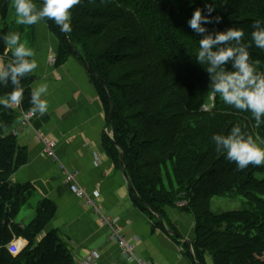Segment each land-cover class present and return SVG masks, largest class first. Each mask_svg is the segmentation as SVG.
I'll return each instance as SVG.
<instances>
[{"label": "trees", "instance_id": "trees-1", "mask_svg": "<svg viewBox=\"0 0 264 264\" xmlns=\"http://www.w3.org/2000/svg\"><path fill=\"white\" fill-rule=\"evenodd\" d=\"M11 2L0 0V35L9 31ZM205 2L215 8L212 17H221L205 27L242 29L243 43L251 40L252 23L264 20V0H80L70 10L66 34L54 21L42 22L59 41L56 64L72 56L86 63L108 119L113 105V137L104 147L119 168L124 153L134 204L164 219L165 208L183 203L195 221L197 264L207 258L213 264H264V166L238 170L211 140L238 124L264 146V125L255 127L251 113L224 104L211 91L206 65L195 60L200 37L187 20ZM248 51L264 71V51ZM11 58L0 40V59L7 65ZM20 83L23 108L31 109V74ZM11 91L10 83L0 85V97ZM17 118L12 107L0 106V264H77L55 232L37 242L54 215L49 203L26 226L16 220L30 196L26 186L11 181L26 162L17 138L8 134ZM214 198H242L243 208L214 213ZM17 238L28 245L14 256L9 247Z\"/></svg>", "mask_w": 264, "mask_h": 264}, {"label": "crops", "instance_id": "crops-1", "mask_svg": "<svg viewBox=\"0 0 264 264\" xmlns=\"http://www.w3.org/2000/svg\"><path fill=\"white\" fill-rule=\"evenodd\" d=\"M32 26H37V33L31 59L36 60L38 67L30 73V89L46 83L48 91L42 98L49 107L43 115L34 113L27 126L21 125L18 117L8 130V134L18 133V149L26 156V162L11 178L13 184L26 186L30 194L20 212L24 216L19 224H29L47 202L54 215L37 242L55 232L77 263L91 251H97L99 264H138L125 257L100 217L76 197L65 181L60 163L76 173L80 186L95 199L101 213L117 223L122 236L134 244L139 258L153 264H197L191 247L195 229L192 215L182 211L183 203H177L164 209L161 223L158 217L134 204L122 169L104 147L105 138H112L113 132L89 70L75 56L61 64H51L50 57L58 54L57 37L44 22ZM0 65H4L3 60ZM37 132L57 141L58 161L46 156L44 145L35 138ZM12 244L18 245L21 252L28 242L17 238ZM206 264L213 263L207 258Z\"/></svg>", "mask_w": 264, "mask_h": 264}, {"label": "clouds", "instance_id": "clouds-1", "mask_svg": "<svg viewBox=\"0 0 264 264\" xmlns=\"http://www.w3.org/2000/svg\"><path fill=\"white\" fill-rule=\"evenodd\" d=\"M80 0H40L37 8L32 0H14L16 23L18 25H37L52 20L64 32L71 30V9ZM215 8L205 2L204 7H196L187 20V27L195 36L200 37L195 60L206 65L210 76L211 91L222 98L224 104L237 111L249 112L255 120V127L264 125V71H258L259 62L250 59L248 49L256 47L264 51V20L252 23L251 40L243 43L244 31L229 27L223 31L205 25L221 22L220 16L212 17ZM206 12L207 14H202ZM6 51H11V61L0 65V85L12 86V91L0 97V106L10 108L18 105L23 97L21 79L32 73L38 64L33 51L21 42L19 32L0 35ZM46 83L36 84L31 91L32 111L45 114L48 102L43 99L47 94ZM211 140L216 150L223 152L225 158L234 162L238 170L249 165L264 166V146L256 142L240 125H233L227 134H213Z\"/></svg>", "mask_w": 264, "mask_h": 264}, {"label": "built area", "instance_id": "built-area-1", "mask_svg": "<svg viewBox=\"0 0 264 264\" xmlns=\"http://www.w3.org/2000/svg\"><path fill=\"white\" fill-rule=\"evenodd\" d=\"M50 63L51 64L56 63V56L50 57ZM12 109L19 111V114L21 116V125L23 126H27L29 124V121H31L32 118L34 117V112H32L31 110H25L23 108V98L18 105H12ZM207 109L208 108H204V111H207ZM12 134L14 136L18 135L16 131H12ZM36 139L44 145V152L46 156L54 161H58L56 156L57 141L54 138L44 135L40 132L37 133ZM59 167L65 178L66 183L70 185L73 193L79 199L84 200L86 204L90 208H92V210L100 217L102 223L109 230L111 240L115 241L119 245L125 257L128 260L137 262L138 264H153L145 259L136 256L135 246L132 243H130L124 236H122L120 232V227L117 225L116 222H114L110 218H107L101 213L100 208L95 202V199L90 195H88L87 191L78 183L76 179V173L69 170L67 167H65L60 163H59ZM9 251L12 253V255L16 256L20 253V248L16 244H11V246L9 247ZM99 260H100L99 252L91 251L87 257L80 260L77 264H99Z\"/></svg>", "mask_w": 264, "mask_h": 264}, {"label": "rangeland", "instance_id": "rangeland-1", "mask_svg": "<svg viewBox=\"0 0 264 264\" xmlns=\"http://www.w3.org/2000/svg\"><path fill=\"white\" fill-rule=\"evenodd\" d=\"M32 2L36 5V0H32ZM13 5H14V0H12V2H11V6L9 9V15H8L7 21L5 23L9 29L8 33L19 32L21 42L25 43L26 46L29 47L34 52L33 48L36 46L34 43L35 42L34 35L37 33V31H35V29L37 30V26H35L33 29V26L18 25L15 22L17 17L15 14V8ZM46 26H47V24H46ZM47 29L50 30V28H47ZM52 35L55 36L54 34H52ZM57 44H58L57 49H59V41H57ZM28 110H31V109H28ZM17 112L19 113V111H17ZM18 117L20 118V121H21L20 114ZM37 133H39V132H37ZM37 133H36V135H37ZM36 135H35V138H36ZM243 202L244 201L242 198H235V199L214 198L212 200V211L214 213H223V212H228V211L240 210L243 208ZM24 213H25V211H24ZM23 216H24L23 214H20L16 219L17 222H20V220Z\"/></svg>", "mask_w": 264, "mask_h": 264}, {"label": "water", "instance_id": "water-1", "mask_svg": "<svg viewBox=\"0 0 264 264\" xmlns=\"http://www.w3.org/2000/svg\"><path fill=\"white\" fill-rule=\"evenodd\" d=\"M64 33L66 34V32H64ZM85 66L87 67V69L89 71H91V69L88 67V65L86 63H85ZM91 72H92V74L94 73L93 71H91ZM109 96L111 98V93L110 92H109ZM113 111H114L113 110V105H111V111H110V116H109V119H108V125L110 124V121L112 119ZM120 163H121L122 174H123V176H124V178H125V180H126V182L128 184V187L131 189V191H133L135 193V189L133 188L132 183L130 181V178L128 177L127 172H126L125 161H124V153L123 152L121 153ZM158 218H159L160 222L163 223L162 217L158 216Z\"/></svg>", "mask_w": 264, "mask_h": 264}, {"label": "bare ground", "instance_id": "bare-ground-1", "mask_svg": "<svg viewBox=\"0 0 264 264\" xmlns=\"http://www.w3.org/2000/svg\"><path fill=\"white\" fill-rule=\"evenodd\" d=\"M113 137V136H112Z\"/></svg>", "mask_w": 264, "mask_h": 264}]
</instances>
